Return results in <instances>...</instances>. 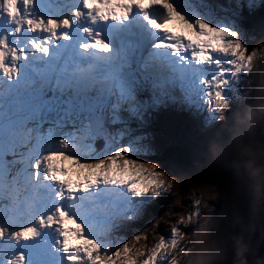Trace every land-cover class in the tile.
I'll list each match as a JSON object with an SVG mask.
<instances>
[{"label":"snow or ice","instance_id":"1","mask_svg":"<svg viewBox=\"0 0 264 264\" xmlns=\"http://www.w3.org/2000/svg\"><path fill=\"white\" fill-rule=\"evenodd\" d=\"M201 3L0 0V264H171L192 228L159 222L176 210L152 211L158 165L117 126L140 110L145 85L157 99L209 106L243 79L241 98L251 47ZM74 36L78 55L53 56Z\"/></svg>","mask_w":264,"mask_h":264},{"label":"clouds","instance_id":"2","mask_svg":"<svg viewBox=\"0 0 264 264\" xmlns=\"http://www.w3.org/2000/svg\"><path fill=\"white\" fill-rule=\"evenodd\" d=\"M250 47L251 72L236 108L225 99L208 107L220 126L206 146L208 178L156 169L163 187L153 190V200L168 197L169 209L176 210L159 222L192 228L178 235L171 264H264V37ZM158 239L151 236L152 243Z\"/></svg>","mask_w":264,"mask_h":264},{"label":"rangeland","instance_id":"3","mask_svg":"<svg viewBox=\"0 0 264 264\" xmlns=\"http://www.w3.org/2000/svg\"><path fill=\"white\" fill-rule=\"evenodd\" d=\"M242 1L244 0H222L225 7H212L202 0V3L198 6V10L213 24H215V22H224L225 27L236 31L241 43L247 46V33L243 27L242 18L240 17ZM218 19H223V21ZM80 42L81 40L75 36L73 40L66 44L62 42L60 49L52 50L53 56L60 55L63 57L69 54L75 56L76 53H74L73 48H78ZM29 64H35V61L30 58ZM27 71L28 70L23 66L21 67V73L24 72L26 74ZM243 83V79H241L240 85H234L229 82V85L223 90V98L231 102L233 110L237 106L235 92L237 90L239 91ZM145 89H148L149 93L153 95V91L149 85H145L137 90L136 95L141 106L140 110L135 115L126 111H122L121 113V123L117 127L124 132L122 142L127 145L132 143L135 148L141 150V154L144 158L158 165V167L164 170L169 176L185 175L178 170L176 166H168L165 163L155 162L149 159V156L152 157L162 152L166 149L167 145L170 144V138H168L170 136L168 132H166V126L169 127L171 133L183 135L187 144L192 148L194 147L200 153L205 154L209 139L220 127L215 123L216 117L213 113L208 111L209 106L199 99H197L195 103L189 104L182 99L173 100L166 97L157 99L153 95V100L147 101L143 93ZM175 95L179 97L180 94L177 92ZM181 115L184 118H181ZM228 115L230 116L231 112L228 113ZM201 117H203V119H200ZM196 164L197 166L199 165L197 170L206 167V164ZM162 201L169 202V198L162 197L158 199L154 205ZM182 203L187 206L190 202L182 201ZM151 243L152 240L151 237H149L147 244L151 245Z\"/></svg>","mask_w":264,"mask_h":264},{"label":"trees","instance_id":"4","mask_svg":"<svg viewBox=\"0 0 264 264\" xmlns=\"http://www.w3.org/2000/svg\"><path fill=\"white\" fill-rule=\"evenodd\" d=\"M213 6H223L220 0H205ZM240 17L242 18L243 27L247 33V46H252L257 40L264 37V0H260L258 6L249 8L246 3L242 2ZM148 96L149 100L152 95L144 92ZM167 132L170 135V144L161 153H157L154 157H150L151 160L159 163H165L168 166H176L182 173L189 175L194 181H199L208 178V168L197 170L196 163L201 165L205 164V154L200 153L194 147L191 148L187 144L181 135L176 133ZM177 136V137H176ZM178 138V139H177ZM178 140V141H176ZM185 149V150H184ZM154 158V159H153ZM168 201H162L157 203L152 211L155 214H159V207L162 204H168Z\"/></svg>","mask_w":264,"mask_h":264},{"label":"bare ground","instance_id":"5","mask_svg":"<svg viewBox=\"0 0 264 264\" xmlns=\"http://www.w3.org/2000/svg\"><path fill=\"white\" fill-rule=\"evenodd\" d=\"M206 20H208L207 18H205ZM218 20H220V21H223V19H218ZM215 24L216 25H218V26H224L225 27V23L224 22H215ZM110 44H112V42L111 41H108ZM73 50H74V48H73ZM114 51H119L117 48L116 49H114ZM75 53V52H74ZM24 76H25V73L24 72H22L21 73V77L22 78H24ZM224 90V89H223ZM225 92V91H224ZM233 107V106H232ZM181 118H184L182 115H181ZM200 119H203V117H201ZM185 121V120H184ZM186 122V121H185ZM185 122H184V124H185ZM166 124V123H165ZM159 126V125H158ZM163 128V127H162ZM148 129V128H147ZM174 131V130H173ZM162 132V131H161ZM169 132H170V130H169ZM173 133V132H172ZM171 133V134H172ZM167 135V134H166ZM177 137V136H176ZM168 138H170V137H168ZM178 139V138H177ZM171 141V140H170ZM176 141H178V140H176ZM130 142V141H129ZM135 143V142H134ZM131 148H134V149H138V148H135L134 146H133V144L132 143H129L128 144ZM167 147H168V145H167ZM192 148V147H191ZM139 150V149H138ZM185 150V149H184ZM161 153V152H160ZM155 156V155H154ZM153 156V157H154ZM149 157H151V156H149ZM148 157V158H149ZM150 159V158H149ZM154 159V158H153ZM152 162V161H151Z\"/></svg>","mask_w":264,"mask_h":264}]
</instances>
